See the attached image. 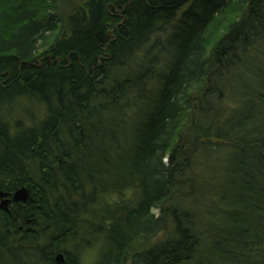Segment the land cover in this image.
Segmentation results:
<instances>
[{
    "label": "trees",
    "instance_id": "obj_1",
    "mask_svg": "<svg viewBox=\"0 0 264 264\" xmlns=\"http://www.w3.org/2000/svg\"><path fill=\"white\" fill-rule=\"evenodd\" d=\"M22 188L0 264H264V0H0Z\"/></svg>",
    "mask_w": 264,
    "mask_h": 264
},
{
    "label": "rangeland",
    "instance_id": "obj_2",
    "mask_svg": "<svg viewBox=\"0 0 264 264\" xmlns=\"http://www.w3.org/2000/svg\"><path fill=\"white\" fill-rule=\"evenodd\" d=\"M219 27H217V28H219ZM213 34H214V32H213ZM130 195H131V193H127L123 197L119 196V195H115V194L105 196L103 203L104 204H110V203L119 202L121 199L128 198ZM73 247H74V249L78 248V249L82 250V252L79 256L80 264H95L96 263L97 257H98V250H99V246L97 244L92 245V244H84L83 243V246L80 245V247H79L78 243L77 244L74 243Z\"/></svg>",
    "mask_w": 264,
    "mask_h": 264
},
{
    "label": "water",
    "instance_id": "obj_3",
    "mask_svg": "<svg viewBox=\"0 0 264 264\" xmlns=\"http://www.w3.org/2000/svg\"><path fill=\"white\" fill-rule=\"evenodd\" d=\"M10 198L14 203H27L29 199V191L26 188H22L12 195L6 194L0 191V210L4 212H9L8 206L10 205ZM55 262L57 264H64V256L62 254H58L55 257Z\"/></svg>",
    "mask_w": 264,
    "mask_h": 264
},
{
    "label": "flooded vegetation",
    "instance_id": "obj_4",
    "mask_svg": "<svg viewBox=\"0 0 264 264\" xmlns=\"http://www.w3.org/2000/svg\"><path fill=\"white\" fill-rule=\"evenodd\" d=\"M12 204H14V202H12V200L10 198V205L8 206V209H10L12 207Z\"/></svg>",
    "mask_w": 264,
    "mask_h": 264
},
{
    "label": "bare ground",
    "instance_id": "obj_5",
    "mask_svg": "<svg viewBox=\"0 0 264 264\" xmlns=\"http://www.w3.org/2000/svg\"><path fill=\"white\" fill-rule=\"evenodd\" d=\"M15 193V192H14ZM6 194H10V195H12L13 193H6ZM28 201H29V199H28ZM27 201V202H28ZM14 204H21V203H14ZM26 204V203H25ZM24 205V204H23ZM65 260V259H64Z\"/></svg>",
    "mask_w": 264,
    "mask_h": 264
}]
</instances>
